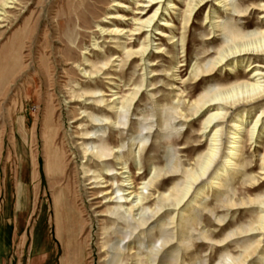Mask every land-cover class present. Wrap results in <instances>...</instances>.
Listing matches in <instances>:
<instances>
[{"label": "rangeland", "instance_id": "obj_1", "mask_svg": "<svg viewBox=\"0 0 264 264\" xmlns=\"http://www.w3.org/2000/svg\"><path fill=\"white\" fill-rule=\"evenodd\" d=\"M118 1L125 2L130 8L120 10L116 4ZM135 1L12 0L4 11H0V208L6 199L9 209L14 204L24 208V215L18 220L21 233L24 227L27 228V254L35 237L52 243L58 242L59 238L63 247L75 257L74 264H103L102 226H110L105 217L98 215L108 205L105 196H101L106 188L105 175L117 172V177H110L109 181H118L122 186V180L128 174L133 176L141 172L142 177H147L151 166L166 164L168 142L159 138L157 132L151 134L139 158L128 152L133 138L139 132H145L138 124L139 114L153 112V105L145 93L132 104L128 123L122 118L118 125L114 124L120 106L114 93L135 91L143 72L138 58L131 61L126 56V50L135 49L138 41L129 44L133 39L107 35L106 29L121 25L113 18L118 13L132 17L127 22L122 21L125 30L134 27ZM240 1H245L249 10L251 3L258 2ZM173 3L176 11L168 10L165 17L173 20L174 44H169L168 38H161V35L152 36L156 39L154 43H159L164 51L157 54L151 50L150 59L157 64L153 67L154 74H148V77L154 75L151 79L157 87L155 97H168L170 101H173L172 89L177 82L174 79L175 58H186L181 75L182 79L188 78L186 89H194L195 96L209 83L226 79L231 73L225 68L201 81L189 74L196 60L208 52L214 53L218 46L211 38L206 40L209 26L207 20L204 21L208 7L217 15L225 16L217 1L209 0L191 21L186 32L185 52L180 48L178 16L184 2L173 0ZM261 19V14L255 11L239 23L249 22V28L253 29L262 24ZM203 51L207 52L204 54ZM245 69V63L236 65L233 74L236 76ZM97 90L101 91L98 95H103V102L93 103L83 97V92ZM263 106L264 100L260 103V107ZM85 110L92 117L109 119L103 132L92 134L97 127L84 116ZM194 122L193 128L186 126L181 129V136H173L179 138L175 149L185 163V155L193 158L197 150L183 152L180 151L181 145L187 142L192 147L206 146V141L200 137L190 141L189 135L197 133L198 129ZM156 129L154 127L153 132ZM93 141L99 147L106 143L112 149L121 147L122 162L112 157L108 161L114 171L107 172L88 155L86 150ZM254 146L255 143L250 145L245 140L243 157L249 161L247 170L259 178L260 184V187L249 190L251 195L264 192L260 166L263 148L262 145ZM171 182L162 181V187L171 186ZM233 185L238 193L247 194L248 182L239 173L235 175ZM97 195L100 197L94 198ZM208 203L219 205L211 194ZM250 215L254 216L247 210H238L218 223L207 213L208 218L200 226L221 237L231 226L247 221ZM111 241L114 242L115 237ZM193 242L198 245L189 249L186 264L218 262L222 250L217 244L211 248L208 244L200 245L203 241L199 239ZM149 243L146 240V245ZM130 246L135 251L139 243L134 241ZM229 248L238 250L231 242ZM141 251L146 253L143 243ZM125 252L130 251L126 248ZM197 257L202 262L197 263Z\"/></svg>", "mask_w": 264, "mask_h": 264}, {"label": "bare ground", "instance_id": "obj_2", "mask_svg": "<svg viewBox=\"0 0 264 264\" xmlns=\"http://www.w3.org/2000/svg\"><path fill=\"white\" fill-rule=\"evenodd\" d=\"M10 1L0 0V11H4ZM216 1L225 16L217 15L214 9L208 7L204 21L207 20L209 26L206 40L211 38L218 46L212 54L203 51L206 54L196 60L189 74L196 81H201L225 68L231 73L226 79L209 83L196 96L194 89H186L188 78L182 79L186 58L173 59L177 64L174 67L177 84L174 83L172 89L173 101L163 96L156 98L157 87L151 79L154 75L148 77V74H154L153 67L157 64L150 59L151 50L157 54L164 51L159 43H154L156 39L152 36L161 35V38H168L169 44H174L173 20L165 17L168 10L176 11L173 0H136V17L132 20L134 27L125 30L122 21L127 22L132 17L118 13L113 18L121 25L106 29L107 35L133 39L129 44L138 41L135 49L126 50V56L131 61L138 58L143 72L135 91L129 94L121 89L122 93H114L120 104L114 124L118 125L122 118L127 124L132 104L145 93L153 105V112L139 114L138 124L145 132H139L133 138L128 152L139 158L151 134L157 132L159 138L168 142V155L163 167L151 166L147 177H142L141 172L133 176L128 174L122 180V186L118 185V181H109L117 177V172L105 175L107 178L103 182L106 188L101 196H105L108 205L98 215L105 217L110 226H102L103 264H186L189 249L198 245L193 242L196 239L203 241L200 245L208 244L213 248L217 244L222 250L216 264H264V192L249 193L260 184L259 178L247 170L249 161L243 157L246 139L250 145L255 143L254 147L262 145L260 166L264 176V106L260 107L264 100V0L251 3L250 10L245 1ZM164 2L167 4L164 5ZM183 2L178 16L180 48L185 52L188 27L209 0ZM116 4L120 10L130 8L125 2L118 1ZM255 11L261 14L262 24L259 27L250 29L249 22L244 25L239 23ZM243 63L246 69L235 76L236 65ZM100 92H83V97L93 103L103 102V95H98ZM84 113L97 127L93 135L104 131L109 120L107 117H92L86 110ZM192 122L198 129L197 133L189 135L190 141L200 137L206 141V146L202 148L198 144L192 147L187 142L181 145L180 151L183 152L197 150L193 158L185 155V163L175 149L179 138L173 136H181V129L186 126L193 128ZM154 127L157 128L155 132ZM113 149L110 144L99 147L93 141L86 151L107 172H112L114 170L108 165L111 157L123 160L121 147ZM237 173L248 182L247 194L234 189L233 179ZM166 180H172V185L164 188L162 181ZM94 183L97 184L96 181ZM210 194L218 201V206L208 203ZM238 210H247L254 216L250 215L247 221L231 226L221 237L200 226L208 218L207 213L222 223ZM112 237H115L114 242ZM146 240L150 242L148 245ZM134 241L139 246L132 251L130 245ZM230 242L238 250L230 249ZM142 243L145 254L141 251ZM126 248L130 251L128 254ZM197 260V263L202 262L199 257Z\"/></svg>", "mask_w": 264, "mask_h": 264}, {"label": "crops", "instance_id": "obj_3", "mask_svg": "<svg viewBox=\"0 0 264 264\" xmlns=\"http://www.w3.org/2000/svg\"><path fill=\"white\" fill-rule=\"evenodd\" d=\"M6 202L7 199L0 208V264H74L75 257L63 247L59 238L52 243L35 237L27 254V228L21 233L18 220L24 215V208L14 204L11 210Z\"/></svg>", "mask_w": 264, "mask_h": 264}]
</instances>
